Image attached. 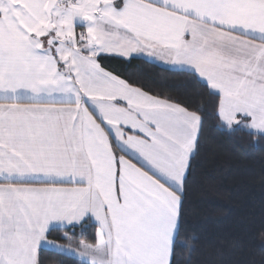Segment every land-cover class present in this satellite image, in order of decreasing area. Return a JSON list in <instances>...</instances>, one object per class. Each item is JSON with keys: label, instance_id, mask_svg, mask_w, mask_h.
<instances>
[{"label": "snow or ice", "instance_id": "obj_1", "mask_svg": "<svg viewBox=\"0 0 264 264\" xmlns=\"http://www.w3.org/2000/svg\"><path fill=\"white\" fill-rule=\"evenodd\" d=\"M110 58L183 73L210 108ZM207 114L264 140V0H0V264H178V247L192 264L178 237Z\"/></svg>", "mask_w": 264, "mask_h": 264}, {"label": "trees", "instance_id": "obj_2", "mask_svg": "<svg viewBox=\"0 0 264 264\" xmlns=\"http://www.w3.org/2000/svg\"><path fill=\"white\" fill-rule=\"evenodd\" d=\"M106 64L122 78L151 85L188 106L210 108L206 90L183 73L144 59L110 58ZM216 124L207 114L178 240L195 245L192 264H264V140L229 135ZM59 235L49 238L66 244ZM187 254L186 247L177 248L178 264H186ZM42 256L45 264H76L75 258L52 251Z\"/></svg>", "mask_w": 264, "mask_h": 264}]
</instances>
